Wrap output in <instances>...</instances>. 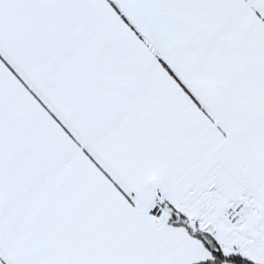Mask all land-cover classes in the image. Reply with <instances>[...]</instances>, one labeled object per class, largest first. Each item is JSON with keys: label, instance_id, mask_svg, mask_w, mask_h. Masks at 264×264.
Returning <instances> with one entry per match:
<instances>
[{"label": "snow or ice", "instance_id": "1", "mask_svg": "<svg viewBox=\"0 0 264 264\" xmlns=\"http://www.w3.org/2000/svg\"><path fill=\"white\" fill-rule=\"evenodd\" d=\"M0 264H264V0H0Z\"/></svg>", "mask_w": 264, "mask_h": 264}]
</instances>
